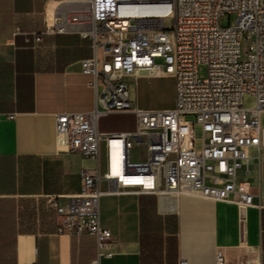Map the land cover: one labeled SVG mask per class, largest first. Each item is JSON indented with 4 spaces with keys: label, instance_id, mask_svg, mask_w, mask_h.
<instances>
[{
    "label": "built area",
    "instance_id": "1",
    "mask_svg": "<svg viewBox=\"0 0 264 264\" xmlns=\"http://www.w3.org/2000/svg\"><path fill=\"white\" fill-rule=\"evenodd\" d=\"M235 14L234 25L221 18ZM78 34L92 41L81 60L95 92L92 110L56 114L55 128L72 150L93 158L80 171V190L50 194L58 230L95 236L100 256L112 233L101 224L106 194H182L256 205L251 164L260 161L264 129V0H63L36 34ZM241 38L250 42L242 59ZM206 64L208 76L198 75ZM171 75L176 103L135 105L130 87L140 76ZM254 99L246 105V98ZM134 113L133 131L101 132L108 113ZM140 147L138 160L132 151ZM255 151V154L252 152ZM260 166V163H259ZM32 264H40L35 258ZM177 264H189L180 257ZM216 264H225L218 255Z\"/></svg>",
    "mask_w": 264,
    "mask_h": 264
},
{
    "label": "crops",
    "instance_id": "2",
    "mask_svg": "<svg viewBox=\"0 0 264 264\" xmlns=\"http://www.w3.org/2000/svg\"><path fill=\"white\" fill-rule=\"evenodd\" d=\"M63 0H0V264H90L99 255L95 236L58 230L50 194L80 190V171L93 158L58 136L56 114L89 111L95 104L81 60L92 41L78 34H36L45 12ZM51 2V3H50ZM99 121L101 132L133 131ZM109 116V117H110ZM253 163L256 205L244 212L230 202L182 194H106L101 224L112 238L100 264H264V147ZM260 163V166H259Z\"/></svg>",
    "mask_w": 264,
    "mask_h": 264
},
{
    "label": "rangeland",
    "instance_id": "3",
    "mask_svg": "<svg viewBox=\"0 0 264 264\" xmlns=\"http://www.w3.org/2000/svg\"><path fill=\"white\" fill-rule=\"evenodd\" d=\"M51 3V2H50ZM236 20L235 14L225 15L221 18L220 24L222 26L234 25ZM250 42L241 38V51L242 59L247 57ZM198 75L201 79L208 76V67L206 64H199ZM131 100L135 102V105L144 109H168L173 108L176 103V80L173 76L156 75V76H140L136 79V84L132 83L130 87ZM254 99L252 97L246 98V105H253ZM131 113V112H130ZM114 113L104 114L100 117H107L104 121L107 125L113 127L118 123L128 126L133 123L132 114L114 115ZM110 116V117H109ZM99 119V121H100ZM114 132V131H110ZM140 147H135L132 151V160H138L140 154ZM255 154V151L252 152ZM255 161V160H254ZM251 164V170L254 171L253 163Z\"/></svg>",
    "mask_w": 264,
    "mask_h": 264
},
{
    "label": "bare ground",
    "instance_id": "4",
    "mask_svg": "<svg viewBox=\"0 0 264 264\" xmlns=\"http://www.w3.org/2000/svg\"><path fill=\"white\" fill-rule=\"evenodd\" d=\"M57 5H58V2L56 3L55 8L57 7ZM55 8H54L53 11L50 13V15L48 14V12H47V10H46L45 14H46V17H47V22H51L52 15H53V12H54Z\"/></svg>",
    "mask_w": 264,
    "mask_h": 264
},
{
    "label": "water",
    "instance_id": "5",
    "mask_svg": "<svg viewBox=\"0 0 264 264\" xmlns=\"http://www.w3.org/2000/svg\"><path fill=\"white\" fill-rule=\"evenodd\" d=\"M262 146L264 147V129H263V136H262Z\"/></svg>",
    "mask_w": 264,
    "mask_h": 264
}]
</instances>
